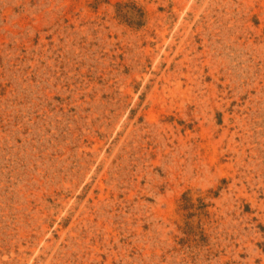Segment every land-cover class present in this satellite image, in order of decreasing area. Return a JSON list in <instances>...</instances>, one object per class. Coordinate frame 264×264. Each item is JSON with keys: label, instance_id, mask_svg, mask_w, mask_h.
Returning <instances> with one entry per match:
<instances>
[{"label": "rangeland", "instance_id": "374dc122", "mask_svg": "<svg viewBox=\"0 0 264 264\" xmlns=\"http://www.w3.org/2000/svg\"><path fill=\"white\" fill-rule=\"evenodd\" d=\"M0 264H264V0H0Z\"/></svg>", "mask_w": 264, "mask_h": 264}]
</instances>
